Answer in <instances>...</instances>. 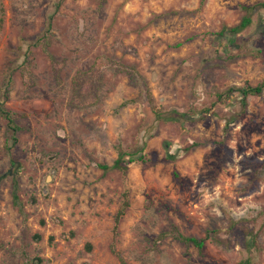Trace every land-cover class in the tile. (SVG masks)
Here are the masks:
<instances>
[{"label": "rangeland", "instance_id": "1", "mask_svg": "<svg viewBox=\"0 0 264 264\" xmlns=\"http://www.w3.org/2000/svg\"><path fill=\"white\" fill-rule=\"evenodd\" d=\"M261 1L0 0V264H264Z\"/></svg>", "mask_w": 264, "mask_h": 264}, {"label": "trees", "instance_id": "2", "mask_svg": "<svg viewBox=\"0 0 264 264\" xmlns=\"http://www.w3.org/2000/svg\"><path fill=\"white\" fill-rule=\"evenodd\" d=\"M241 9L244 11V15L240 18L238 23L235 24L234 26H231V27H222L216 33L217 37H221L224 34L236 35V34L242 32L243 30H245L251 24V15L256 10H260V9L264 10V0L261 2H257L253 5H250V6H242ZM263 89H264V81L260 82L259 84L254 85V86L245 85L244 87H241V88H227L226 90H224L222 92L215 93L214 97H215L217 102L225 103V101L230 97V95L233 92H237L240 96V99H239L240 114H243L244 109L246 107V98L249 96H258ZM0 115L2 116L3 120L5 121L7 131L10 132L11 141L14 142L15 139L13 137V134L15 132V126L13 125V120H12L11 114H9V112L1 109ZM115 150H116V157L112 161L111 165L110 166L99 165L98 167L101 170H103V171L117 170L119 172H124V171H126V168H127L126 165L128 163H132L134 161L141 160V158H142V154H141L142 149L141 148H134V149L127 152V151L123 150L122 148H120L119 146H116ZM11 199H12L13 204L18 208V210H20L21 206L19 204L18 198H17L14 191L11 194ZM126 207H127V202L124 199L121 203L120 208L117 210V212L115 213V216L113 218L112 232H115L117 225H118V222H119L120 218L122 217V215L124 213V209ZM262 214L264 216V211L262 212ZM263 226H264V222L261 224L260 227L262 228ZM248 235L250 237H249V240L247 241V243H249L250 246L251 245L253 246L255 244L254 237L252 236L253 234L251 235L249 233ZM178 239L181 243L194 247L198 252L201 251V249L204 245V241L202 239H196L194 237L178 236ZM237 264H254V263L250 259L244 258V259L240 260Z\"/></svg>", "mask_w": 264, "mask_h": 264}]
</instances>
